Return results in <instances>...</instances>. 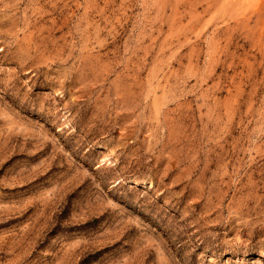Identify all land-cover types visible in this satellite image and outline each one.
<instances>
[{"label": "rangeland", "instance_id": "1", "mask_svg": "<svg viewBox=\"0 0 264 264\" xmlns=\"http://www.w3.org/2000/svg\"><path fill=\"white\" fill-rule=\"evenodd\" d=\"M0 264H264V0H0Z\"/></svg>", "mask_w": 264, "mask_h": 264}]
</instances>
